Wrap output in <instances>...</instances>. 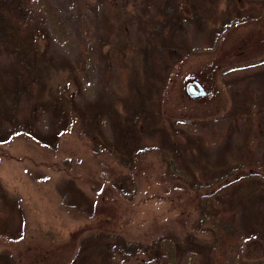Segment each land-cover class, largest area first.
<instances>
[{"label": "rangeland", "instance_id": "1", "mask_svg": "<svg viewBox=\"0 0 264 264\" xmlns=\"http://www.w3.org/2000/svg\"><path fill=\"white\" fill-rule=\"evenodd\" d=\"M159 4L30 0L28 29L36 39L40 66L27 75L13 54H4L0 97L16 83L31 85L23 97L28 101L43 99L49 86H59L71 96L77 119L55 147L41 138L53 133L46 113L32 124L41 134L37 139L8 132L9 140L0 143V182L18 198L24 222L21 237L0 235V251L10 252L15 264H69L78 238L88 233L117 234L142 244L160 236L173 243L182 240L198 218L200 193L191 188L188 171L211 182V170L224 157L245 159L237 153L242 145L248 149L249 144L256 159L264 153V8L248 10L243 0L184 2L165 30L177 49L173 62L163 61L156 69L142 54L150 41L141 23L159 15ZM192 82L201 83L205 94L190 95ZM234 104L247 111L229 120ZM129 114L135 117L127 121ZM91 135L107 139L112 149L94 152ZM124 147L140 150L126 190L122 176L127 169L116 161ZM163 156L182 170L172 181L160 180ZM101 162L112 169L107 181L99 177ZM67 179L93 200L91 215L62 202L60 187ZM261 204V198L257 202L251 196L239 208L238 235L220 255L213 258L203 249L181 264H264V233L248 227L250 210ZM11 226L16 224L0 225V232ZM197 238L211 244L214 236L198 233ZM145 259L117 257L118 264H149Z\"/></svg>", "mask_w": 264, "mask_h": 264}, {"label": "trees", "instance_id": "2", "mask_svg": "<svg viewBox=\"0 0 264 264\" xmlns=\"http://www.w3.org/2000/svg\"><path fill=\"white\" fill-rule=\"evenodd\" d=\"M159 1V15L156 18H151L147 23H141V27H145L144 37L146 36V40L150 41L146 45L149 47V51L146 47H142V54L144 60L148 59L152 67L156 69L155 65L160 67L163 61V65L171 64L173 62L172 55L177 51L176 47L169 43L165 30L181 10L184 2L194 4L199 0ZM243 2L247 4L248 10L264 8V0H243ZM30 16V0H0V60L4 54H13L16 63L26 70L27 75H33L40 66L36 39L28 29ZM0 70H4L1 67V62ZM2 81L3 76L0 73V87L3 86ZM25 85L31 87L29 83ZM26 86L16 83L14 90L4 89L5 97H0V129L1 126L9 128L6 131L0 130V143L7 142L13 133L23 132L34 139L37 135L41 136L36 130H33L32 124L46 113L50 115L54 128L51 135L41 136V138L44 143L51 142L52 147H55L57 138L70 130L74 120L77 119V115L73 114L74 102L71 96L59 86H49L42 94L43 99L28 101L27 98H23L29 92ZM228 88L234 95L238 92L240 94L236 85L230 84ZM9 99L11 102H7ZM244 110L247 111L245 107L242 108L241 105L234 104L227 113L229 120H235L237 115L245 114ZM134 115H137L136 112ZM134 115L129 114L127 121L133 119ZM129 128L133 129V126H129ZM8 132L10 135L7 134ZM90 139L92 150L96 153H100L102 147L108 150L112 149L107 139L102 140L96 135H91ZM242 147L244 149L240 148L237 153L245 159L235 161L233 157L230 159L231 154L224 157L218 166L211 170L214 179L211 182H203L200 176L195 175L194 170L188 171V174L193 178L190 184L191 188L200 193L198 196V218L191 226L192 232L184 236L182 240L175 239V243H173L167 236H160L151 244H142L128 241L117 234L88 233L78 238L77 250L69 264H118L117 257H137L139 255L146 257L145 260L149 264L153 262L156 264H181L186 256L195 255L205 249L209 250L207 253H210L213 258H216V252L220 255V251L236 239L239 230V208L246 204L251 196L256 197L257 202L261 198L262 204L261 208L250 210L251 219L248 227L264 233V174L262 171L264 153L256 159L250 152L253 148L249 144L247 145L248 149H245L244 145ZM139 151L124 147L119 148L117 152L116 161L127 169V172L122 176L123 190L128 189V185L132 183ZM163 157L166 168L160 175V180H171L175 173H181L182 170L171 159ZM195 157L199 161L201 160L198 154ZM202 166V168L208 169L207 164L203 165L202 163ZM100 167L99 177L103 181H107L112 169L104 162L100 163ZM60 190L62 202L70 208L75 207L77 211L88 215L95 211L93 200L82 193L72 180H64ZM0 199V225L16 224V227L5 228L4 232H0V235L17 239L21 237L24 223L19 200L9 195L1 182ZM207 232L213 234L214 238L211 244H202L197 238V234ZM0 264H15L10 252L0 251ZM138 264L143 263L139 262Z\"/></svg>", "mask_w": 264, "mask_h": 264}, {"label": "water", "instance_id": "3", "mask_svg": "<svg viewBox=\"0 0 264 264\" xmlns=\"http://www.w3.org/2000/svg\"><path fill=\"white\" fill-rule=\"evenodd\" d=\"M187 91L192 96L205 94V90H204L203 86L201 85V83H199V82H196V83L192 82V83L188 84L187 85Z\"/></svg>", "mask_w": 264, "mask_h": 264}]
</instances>
